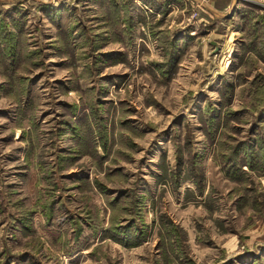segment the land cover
<instances>
[{"label":"rangeland","instance_id":"obj_1","mask_svg":"<svg viewBox=\"0 0 264 264\" xmlns=\"http://www.w3.org/2000/svg\"><path fill=\"white\" fill-rule=\"evenodd\" d=\"M124 1L0 0V264H264V0Z\"/></svg>","mask_w":264,"mask_h":264},{"label":"crops","instance_id":"obj_2","mask_svg":"<svg viewBox=\"0 0 264 264\" xmlns=\"http://www.w3.org/2000/svg\"><path fill=\"white\" fill-rule=\"evenodd\" d=\"M142 0H135V2L139 3ZM152 5L153 8L157 9L159 6L161 8L167 10V8L170 7V5H174V2L177 6V10L173 11L169 10L168 13L171 11V15L174 13H182L183 15L187 14L188 8L186 6L190 5L188 2H183L182 0H175L174 2L172 0H146ZM228 0H219V1H214L207 3L205 5L197 7L198 10L200 11V16L199 20L192 22L194 23V26H192L190 16L188 17H183V20L181 19L179 22V25H182L181 29H189L191 32L190 34H197L199 31L203 34H224V31H219L218 26L219 25H224L222 20L224 22L226 21H232L231 23H237L238 24V29H233L231 31V34H239V33H246V30L248 28V25L250 23V18L253 16L252 14H255V2L252 0H243L242 2L237 3L235 0H231L230 3H226ZM127 2V3H126ZM129 2H132L131 0H125L124 3V11L127 13V17L132 13V9H129ZM216 2V3H215ZM116 3V2H115ZM237 3V5H236ZM117 5V3H116ZM159 5V6H158ZM183 5V6H182ZM95 9H97V4H94ZM102 6V5H101ZM104 6V5H103ZM120 6V4H119ZM175 6V5H174ZM190 6H195L194 4H191ZM237 6L238 10L236 12H232V15H230L231 19L229 18V14L231 13L233 7ZM100 5H98V8ZM162 10V11H165ZM108 11V10H107ZM121 14L123 11L120 12ZM134 14V13H133ZM136 15V14H135ZM181 15V14H179ZM137 15L136 17H138ZM232 16V17H231ZM238 17V18H237ZM189 21V22H187ZM258 22V17H254L253 22ZM246 22V23H245ZM191 23V24H190ZM259 23V22H258ZM216 24V26H214ZM244 24V26L242 25ZM198 27V28H197ZM222 27V26H221ZM194 28V29H193ZM257 28H261V23L257 25ZM200 29V30H199ZM236 30V31H234ZM240 31V32H239ZM216 41L217 40H213ZM212 41V42H213ZM220 45L221 43L218 42ZM260 190L264 193V176L262 177V180L260 182ZM264 199V198H263ZM262 212H264V200L262 203ZM249 236H251V239L249 240L252 242H264V229L263 227L259 225H254L253 228H249Z\"/></svg>","mask_w":264,"mask_h":264},{"label":"built area","instance_id":"obj_3","mask_svg":"<svg viewBox=\"0 0 264 264\" xmlns=\"http://www.w3.org/2000/svg\"><path fill=\"white\" fill-rule=\"evenodd\" d=\"M38 1V0H37ZM46 1V0H45ZM183 2H188L190 5L191 4H194L196 7H199V6H202V5H205L207 3H210V2H214L216 0H182ZM140 3V2H139ZM171 6V5H170ZM142 7L148 11V12H151V13H154V10L149 7L148 5H145L143 4ZM174 8H177V6H172V9ZM159 13H157L156 15H158ZM195 13H193V15L190 16V19L194 16Z\"/></svg>","mask_w":264,"mask_h":264},{"label":"water","instance_id":"obj_4","mask_svg":"<svg viewBox=\"0 0 264 264\" xmlns=\"http://www.w3.org/2000/svg\"><path fill=\"white\" fill-rule=\"evenodd\" d=\"M212 44L215 46V47H217V48H219L220 46H219V43L218 42H216V41H213L212 42Z\"/></svg>","mask_w":264,"mask_h":264},{"label":"trees","instance_id":"obj_5","mask_svg":"<svg viewBox=\"0 0 264 264\" xmlns=\"http://www.w3.org/2000/svg\"><path fill=\"white\" fill-rule=\"evenodd\" d=\"M111 1V0H110ZM113 3H115V2H113ZM110 5H111V2H110ZM115 5H116V3H115Z\"/></svg>","mask_w":264,"mask_h":264}]
</instances>
